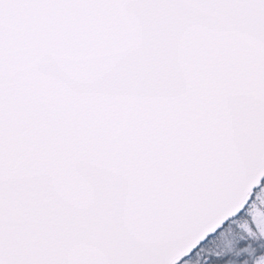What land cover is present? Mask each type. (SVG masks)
<instances>
[{
    "label": "snow or ice",
    "instance_id": "6c2138e0",
    "mask_svg": "<svg viewBox=\"0 0 264 264\" xmlns=\"http://www.w3.org/2000/svg\"><path fill=\"white\" fill-rule=\"evenodd\" d=\"M0 264H264V0H0Z\"/></svg>",
    "mask_w": 264,
    "mask_h": 264
}]
</instances>
